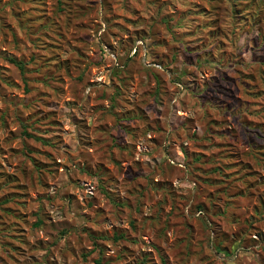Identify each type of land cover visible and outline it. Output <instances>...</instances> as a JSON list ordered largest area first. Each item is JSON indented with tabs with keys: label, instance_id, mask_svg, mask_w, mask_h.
<instances>
[{
	"label": "rangeland",
	"instance_id": "obj_1",
	"mask_svg": "<svg viewBox=\"0 0 264 264\" xmlns=\"http://www.w3.org/2000/svg\"><path fill=\"white\" fill-rule=\"evenodd\" d=\"M0 264H264V0H0Z\"/></svg>",
	"mask_w": 264,
	"mask_h": 264
},
{
	"label": "trees",
	"instance_id": "obj_2",
	"mask_svg": "<svg viewBox=\"0 0 264 264\" xmlns=\"http://www.w3.org/2000/svg\"><path fill=\"white\" fill-rule=\"evenodd\" d=\"M8 60H9L10 63H13L14 65H16L18 67V69H20V71H23V69L25 68V65H24V63L22 61H17L14 58H9ZM115 238H117V236ZM98 263H99V261H98Z\"/></svg>",
	"mask_w": 264,
	"mask_h": 264
}]
</instances>
